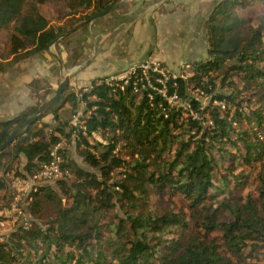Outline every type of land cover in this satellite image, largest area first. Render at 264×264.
Returning <instances> with one entry per match:
<instances>
[{
	"label": "trees",
	"instance_id": "trees-1",
	"mask_svg": "<svg viewBox=\"0 0 264 264\" xmlns=\"http://www.w3.org/2000/svg\"><path fill=\"white\" fill-rule=\"evenodd\" d=\"M46 1L0 0V71L47 50L112 0H81L86 8L56 25L40 12ZM205 30L208 56L188 63L187 74L168 72L160 82L136 67L111 84L93 80L89 91L67 85L0 152V198L4 175L33 174L63 139L75 140L96 169L60 147L55 187L46 181L31 192L30 226L0 238V264H264V0H218ZM29 85L35 103L0 120V144L51 92L39 79ZM48 114L52 123L42 121ZM94 133L106 143H91ZM252 182L256 195H244ZM165 193L185 201L189 214L151 205Z\"/></svg>",
	"mask_w": 264,
	"mask_h": 264
},
{
	"label": "crops",
	"instance_id": "crops-1",
	"mask_svg": "<svg viewBox=\"0 0 264 264\" xmlns=\"http://www.w3.org/2000/svg\"><path fill=\"white\" fill-rule=\"evenodd\" d=\"M217 1L131 0L115 23L104 25L106 17L96 18L74 31L69 44L55 42L47 50L7 65L0 71V120L34 105L29 85L33 80H42L49 87L46 101L65 74L69 90L83 91L95 79L122 75L133 63L148 59L168 67L205 59V21ZM50 23L61 21L51 19ZM6 45L5 40L1 49ZM53 54L60 58L62 69ZM42 121L52 123V115H45Z\"/></svg>",
	"mask_w": 264,
	"mask_h": 264
},
{
	"label": "rangeland",
	"instance_id": "rangeland-1",
	"mask_svg": "<svg viewBox=\"0 0 264 264\" xmlns=\"http://www.w3.org/2000/svg\"><path fill=\"white\" fill-rule=\"evenodd\" d=\"M131 0H121L118 2L115 7L110 11L109 16L106 17V24L104 25H111L117 21V19L122 14L121 11H125V9L128 7V4ZM81 0H47L45 3L39 5V9L41 13L46 16L49 20H55V19H61L66 12L69 10L73 11H81L84 10L86 7L82 6L80 4ZM97 20V19H94ZM6 40V35L0 34V50L4 46ZM77 41V40H76ZM161 63V62H159ZM164 67V73H171L173 75L178 74H187V64L183 65H177V66H166L164 63H161ZM128 70V69H127ZM126 70V71H127ZM125 72H123L124 74ZM67 75V74H66ZM121 76V75H119ZM123 77H118L117 80L122 79ZM51 96V95H50ZM84 108V104L80 103L78 107V112L75 116H73L74 124L73 125H79V118L82 116V110ZM62 116L64 118H67L66 113H62ZM44 120H47L46 117ZM41 124L40 122L36 125L39 126ZM98 140V142H104L106 143V140H104L99 133H94V136L90 138L91 143H95V141ZM60 143V147L63 148L66 151L65 157H68L70 159H73L76 161L80 166H82L85 169H88L90 171H96L93 167L89 166L85 161L83 160V157L79 154V149L81 147L76 146V141L71 140L67 141L63 139ZM95 151V150H94ZM7 160V157L5 158ZM24 160L21 159V163L18 166V170L22 172V164ZM15 171H12L8 175H4L7 178V187L4 190L5 192L1 193L0 198V222H3V225H0V238L5 239L8 237L9 233H11L13 230L17 229V223L12 222L14 218V207L12 205L15 196H18L19 201L18 205L22 208H24L26 211L29 212V201L30 198L28 195H24L25 193L18 187L14 186V178L16 177L13 175ZM14 176V177H12ZM20 177V176H18ZM25 177V176H22ZM21 177V178H22ZM55 179L50 180L49 183L55 187ZM248 192H251L253 196L256 195V189H255V182L250 183L244 190L243 194H247ZM3 194H7L4 197ZM17 194V195H16ZM153 207L157 208L159 211L165 210V209H174L175 211L182 210L189 214L188 208L186 207L185 201L180 199L179 197L170 196L169 194L165 193L161 196L153 195L152 196V204ZM32 220V219H31Z\"/></svg>",
	"mask_w": 264,
	"mask_h": 264
},
{
	"label": "built area",
	"instance_id": "built-area-1",
	"mask_svg": "<svg viewBox=\"0 0 264 264\" xmlns=\"http://www.w3.org/2000/svg\"><path fill=\"white\" fill-rule=\"evenodd\" d=\"M139 67L143 74H147L148 71L152 70L154 72H157L160 76L157 80L160 82H163L167 79V73H164V67L159 63L158 61L148 59L146 61H143L139 64H135L127 71H125L124 74L121 76H108L103 78L105 83L111 84L113 81H116L118 77H123L122 79L128 77L131 72L135 71V68ZM101 82V80L99 81ZM91 88V85L87 88H84L83 91H89ZM158 91L165 95V85H162L161 88L158 89ZM176 95H172L168 98V101L175 102ZM63 162V156L60 152V143L55 144L49 152V160L41 163L33 174L26 175L25 177H18L13 180L14 186L19 187L25 194L28 195L30 198L31 192L35 191L36 186L42 182L53 180L60 176L61 174V163ZM17 195V194H16ZM20 198L18 196H15L14 201L12 203L14 207V218L12 222L17 223V227H22L24 229H27L30 226V221L32 219L31 214L26 211L24 208L20 207L18 205V201ZM0 225H3V222H0Z\"/></svg>",
	"mask_w": 264,
	"mask_h": 264
},
{
	"label": "water",
	"instance_id": "water-1",
	"mask_svg": "<svg viewBox=\"0 0 264 264\" xmlns=\"http://www.w3.org/2000/svg\"><path fill=\"white\" fill-rule=\"evenodd\" d=\"M121 0H112L104 9H102L101 11L90 15L88 18H86L85 20L79 22L78 24H76L74 27L70 28L69 30H67L65 33H62L60 36L56 37L54 40L51 41V43L48 45L51 46L53 45L60 37H64L65 35H68L71 32L76 31L77 29H79L81 26L90 23L91 21H93L96 18L102 17L105 14H107L108 12H110L115 5L120 2ZM47 47V48H48ZM53 56L56 58V60L59 63L60 68L62 69V62L60 60V58L56 55L53 54ZM133 65H135L133 63ZM132 65V66H133ZM68 81H69V77L68 75H63L62 80L59 82L58 87L55 91V93L48 98L37 110L36 112L29 116L28 118H26L25 120H23L7 137V139L0 144V152L6 148L9 144H11V142L17 137V135L22 131L23 128L31 125L33 122H35L36 120H38L39 118H41L47 111H49L55 104L59 103L62 99V94L64 89L67 87L68 85Z\"/></svg>",
	"mask_w": 264,
	"mask_h": 264
}]
</instances>
